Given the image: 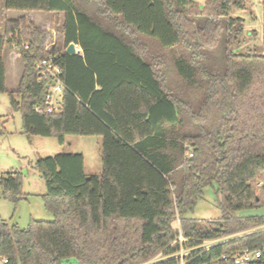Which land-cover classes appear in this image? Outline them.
<instances>
[{
	"label": "trees",
	"instance_id": "obj_1",
	"mask_svg": "<svg viewBox=\"0 0 264 264\" xmlns=\"http://www.w3.org/2000/svg\"><path fill=\"white\" fill-rule=\"evenodd\" d=\"M5 7L63 13L64 49L46 51L50 34L26 18L7 21L0 94L8 93L29 137H56L61 146L67 136L100 137L102 173L87 175L82 154L38 160L54 220L26 229L0 220V261L143 264L179 251L178 219L186 248L264 226V218L235 216L264 203V55L241 50L244 20L232 11L244 9L243 0H5ZM71 44L82 53L67 54ZM5 46L24 65L12 92ZM45 59L62 70L66 87L53 114H46L53 77L37 67ZM215 184L222 218H190ZM1 198H25L21 174L0 179ZM257 250L262 258L247 264H264V230L195 251L189 264H235L237 253Z\"/></svg>",
	"mask_w": 264,
	"mask_h": 264
},
{
	"label": "rangeland",
	"instance_id": "obj_2",
	"mask_svg": "<svg viewBox=\"0 0 264 264\" xmlns=\"http://www.w3.org/2000/svg\"><path fill=\"white\" fill-rule=\"evenodd\" d=\"M204 5L206 0H195ZM244 9H233L232 17L244 20V33L241 50H251L258 55H264L263 22H264V0H243ZM25 13H23L24 15ZM36 12L33 13V16ZM58 43H62L59 37ZM50 41L47 42L48 45ZM60 41V42H59ZM22 68L19 66L18 73L21 75ZM17 73V75H18ZM17 77L12 75L7 81L8 89L17 86ZM0 126L6 132L0 134V179L7 173H19L22 178V191L24 199L17 204L0 199V220L9 225H17L26 229L32 220L51 222L54 217L44 206L42 197L47 193L45 180L42 178L36 165L38 160L55 157L62 153L82 154L85 158V172L87 175H101L102 140L96 136H67L65 145L61 146L56 137L27 136L23 133L22 117L14 113L10 107L8 93L0 94ZM217 185L204 190L201 199L194 212L189 215L203 224L219 221L222 211L217 205ZM238 218H264V203L261 207L239 211L235 213ZM264 230V226L251 229L246 232H237L226 238L242 237L253 232ZM168 258L159 255L148 261L149 264H164Z\"/></svg>",
	"mask_w": 264,
	"mask_h": 264
},
{
	"label": "built area",
	"instance_id": "obj_3",
	"mask_svg": "<svg viewBox=\"0 0 264 264\" xmlns=\"http://www.w3.org/2000/svg\"><path fill=\"white\" fill-rule=\"evenodd\" d=\"M25 49L28 50L29 49L28 46L25 47ZM45 50L49 51L50 47L49 46L45 47ZM77 50H78V46H76V51ZM37 67L43 69L45 73L50 74L54 80V83L51 86V89L49 90V94L46 100V106H47L46 114L58 113L60 112L61 109L59 102L63 92L66 89L65 85L61 81L62 70L58 66L53 65L51 61L46 59L40 60L37 64ZM38 110L39 108L37 107L36 111ZM180 225H181V221L180 219H178L177 226L179 228V236L175 241V243H179L180 249L175 254L166 256V258H168L167 261L172 259V260H176L178 262L177 264H189L190 263L189 258L191 254L194 253L195 251L209 250L229 240V238L208 240V241L200 242L198 246L186 248L184 244L189 240L186 239L185 236L183 235ZM262 256H263L262 250L245 251L243 253H237L234 256L233 260L235 264H247L250 262L260 260ZM223 259H226V257H223ZM7 263H8L7 259H1L0 261V264H7ZM143 264H149V262Z\"/></svg>",
	"mask_w": 264,
	"mask_h": 264
},
{
	"label": "crops",
	"instance_id": "obj_4",
	"mask_svg": "<svg viewBox=\"0 0 264 264\" xmlns=\"http://www.w3.org/2000/svg\"><path fill=\"white\" fill-rule=\"evenodd\" d=\"M22 11H8L5 7V0H0V35L4 34L5 25L6 22L9 20H18L20 18H26L29 21H31L33 24H35L38 28H40L43 31H46L50 34V44H46L45 47L49 46L50 49L55 46L56 44H60L57 42V33L58 30L61 29L65 22V15L63 13H46V12H36V14L33 16L34 12L25 13L23 15ZM60 42V41H59ZM60 46L64 49V42ZM67 51V49L65 50ZM82 53V50L78 46V50L76 51V55H79ZM3 60L5 63L6 68V89L8 92L16 91L18 89V86L20 84L24 65L21 59L20 53L15 51L14 49L9 48L8 46H5L3 49ZM19 66L22 68L21 75L19 77L18 68ZM18 73V75H17ZM12 75V78L17 77V86L13 89H8V79ZM85 159V158H84ZM102 165V163H101ZM102 168V167H101ZM86 173V172H85ZM102 173V171H101Z\"/></svg>",
	"mask_w": 264,
	"mask_h": 264
},
{
	"label": "water",
	"instance_id": "obj_5",
	"mask_svg": "<svg viewBox=\"0 0 264 264\" xmlns=\"http://www.w3.org/2000/svg\"><path fill=\"white\" fill-rule=\"evenodd\" d=\"M67 54L69 55H76V45L71 44L68 48H67Z\"/></svg>",
	"mask_w": 264,
	"mask_h": 264
}]
</instances>
